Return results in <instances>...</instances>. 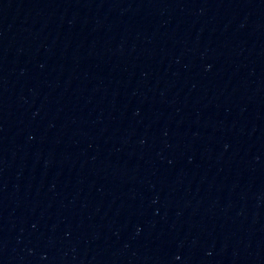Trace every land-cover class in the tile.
I'll return each instance as SVG.
<instances>
[{"label":"water","instance_id":"1","mask_svg":"<svg viewBox=\"0 0 264 264\" xmlns=\"http://www.w3.org/2000/svg\"><path fill=\"white\" fill-rule=\"evenodd\" d=\"M0 264H264V0H0Z\"/></svg>","mask_w":264,"mask_h":264}]
</instances>
